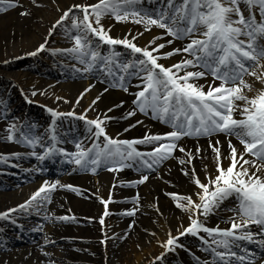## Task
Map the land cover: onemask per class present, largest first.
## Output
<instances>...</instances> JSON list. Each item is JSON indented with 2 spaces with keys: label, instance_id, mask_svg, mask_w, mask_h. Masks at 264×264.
I'll list each match as a JSON object with an SVG mask.
<instances>
[{
  "label": "snow or ice",
  "instance_id": "snow-or-ice-1",
  "mask_svg": "<svg viewBox=\"0 0 264 264\" xmlns=\"http://www.w3.org/2000/svg\"><path fill=\"white\" fill-rule=\"evenodd\" d=\"M159 2L161 6L156 9L144 8L142 6L144 0H98L91 5L74 4L65 10L56 24L49 29V36L57 25L63 26V22L68 20L71 14V27L76 30L73 37L74 46L57 51L72 55L80 64L85 65V72L98 68L113 79V86H118L125 92L128 91L125 86L126 77L134 76L140 79L141 90L134 93L135 108L129 111L127 116H134L138 110L169 125L172 130L164 135L146 134L141 140H118L106 133L105 119H109L107 116L104 119L100 117L87 119L86 115H77L74 111L61 113L49 108L47 111L53 118L48 129L51 133V143L41 145L44 148L42 154L35 151L29 154L35 156L38 161L60 156L63 158L62 163L74 164L76 169L90 170L93 174L101 165L107 166L108 171L115 172L124 167H133L134 164L137 171L144 168L155 170L154 166L171 158L177 149L185 152L187 157V160L180 161L181 164L192 162L195 153L186 152L185 148L179 145L183 137L211 138L221 133L228 137L235 136L243 145L244 152L238 154L237 148L229 140L230 164L227 168L221 165L222 153L218 147L220 141L216 140L215 143H209L215 154L216 174L209 175L208 182L203 183L195 169L190 170L192 182L199 189L194 191L198 202L191 196L169 194L177 201L176 207L189 214L190 223L187 227L182 226L183 230H178L176 236L168 234L167 240L160 243L164 251L150 264H156L157 261L164 264L168 252L183 247L179 240L185 235L200 238L207 246L205 250H211L214 259L211 262L205 261L204 264H256L258 259L264 261V255L258 256L256 250L247 247L249 244L255 245L260 253H264V64L261 63V60H264V43L261 42L264 41V0H159ZM5 3L7 8L23 7L19 0H0V5ZM32 3L40 6L36 0H32ZM147 3L155 4L157 0H147ZM241 4L246 6L247 16L241 10ZM257 8L259 20L254 11ZM74 10L83 13L82 18L77 16ZM27 14H29L27 10L21 12V15ZM105 16H112L117 22L131 20L132 23L143 25L145 31H150L152 27L164 29L167 36L175 40L186 39L189 42L183 48L177 47L172 51L160 53V49L166 45L155 44L156 40L162 37H154L142 48L134 41L143 33H137L131 40L127 36L113 38L109 35L110 29H106L101 23ZM234 16L236 18H233ZM172 42L167 41L168 44ZM46 43L47 40L27 55L37 56L45 50ZM102 45L110 46L108 55L101 54L99 49ZM116 45L130 49V54L134 58L119 60L121 53L112 48ZM180 53H186L192 58L182 59L170 67L158 63L160 59H167ZM189 68L201 70L189 71ZM117 71L121 74L117 75ZM208 75L213 77V84L204 91L203 86L195 81ZM245 76L255 77L262 85L255 90L254 96L247 95V92L253 91V84L245 80ZM217 80L220 83L215 85ZM89 90L90 88L85 89ZM35 95L37 92H32V96ZM82 97L83 93L76 103H79ZM99 99L97 96L92 104ZM32 102L28 100V103ZM237 114L243 118H235ZM59 117H74L84 121L90 134L85 139L92 138L91 147H85L82 140L75 141V152H67L57 147L60 142L56 134ZM8 131L6 139L9 141L15 140L33 149L40 143L39 137L29 135L27 132H20L19 138H16L14 133L20 130L15 124H12ZM100 137H103L104 141L102 146L98 143ZM141 143L153 145L152 151H138L134 145ZM199 152L200 149L197 148L196 153ZM244 154L254 159H244ZM0 161L7 162V157L0 156ZM184 174L189 175V171H185ZM147 180L148 176L142 173L138 181L130 183L143 184ZM58 187L79 194V189L72 185H62L59 180L51 183L45 181L25 203L0 212V220L16 225L13 213L20 210L27 212L33 207L38 211L44 202H51V193ZM230 197H234L237 202L234 215L225 221L230 227L206 226L207 218L215 214L220 205ZM138 199L139 197L137 201ZM110 200L111 197L109 201L101 199L105 206L103 216L109 215L107 207ZM135 211L134 208L124 214L132 216L135 215ZM103 216L99 221L101 225H104ZM201 216L205 219L201 220ZM55 219L66 221L75 218L61 216ZM250 225H255L257 230H251ZM201 232L206 233L208 239L200 237ZM101 243L105 241L102 240Z\"/></svg>",
  "mask_w": 264,
  "mask_h": 264
},
{
  "label": "bare ground",
  "instance_id": "bare-ground-1",
  "mask_svg": "<svg viewBox=\"0 0 264 264\" xmlns=\"http://www.w3.org/2000/svg\"><path fill=\"white\" fill-rule=\"evenodd\" d=\"M97 2L98 0H38L37 4L40 5L39 7L34 4H28V7L24 8L29 14L24 15L21 20L16 18L14 12L15 8L9 11L7 16L5 15L3 19H0V65L3 61L7 60V57L13 58L35 51L40 44L45 43V40H47V42L53 41L56 43L55 50L68 49L65 44L69 39V31L75 29L69 27L66 32L56 33L57 25L51 36H49V29L56 24V21L60 19L63 12L72 5H91ZM80 15L83 16V13ZM101 23L106 29H110L109 35L113 38H124L127 36L131 40L132 36H136L137 33H143V35L138 36L134 41L137 46L142 48L147 46L149 41L154 37H162L155 42L157 45L160 43H165L166 45L165 48L160 49V53L172 51L173 48L177 47L183 48L187 44L174 42L170 36H166V34L156 29L145 31L144 26L141 24H135L131 21L118 23L112 16L103 17ZM168 40H172L173 42L168 44ZM116 47L120 48L121 51L125 49L122 45H116ZM152 47H155V45H152ZM106 49L108 48L104 45L100 47L99 50L102 55H105L103 51ZM53 52H51L53 60L71 63L75 69L85 68V65L80 64L77 59L66 52L56 51L55 54H53ZM183 54H185L184 57L182 56ZM185 58L191 59L192 57L188 56L186 53H180L171 56V62L169 61V63H166L165 59H160L158 63L170 67ZM127 60H131V58ZM96 69L97 68H94L92 71H88V73L94 76V82L91 87L78 82L80 71L66 74L69 81H75L64 86H58L57 84L53 85V83H49L40 78H37L36 83L32 84L33 77L30 75L27 76L26 81H22L18 78L14 83L18 85L22 93L25 86H36V98L46 109L50 108L61 113L74 111L77 115H85L92 110L94 111L93 119L97 117L101 119H104L105 116L109 117V119H105V130L108 136L113 139L141 140L146 134L164 135L172 130L169 125L162 123L158 119H153L150 115H144L138 110H136L134 116H127V113L135 108V105H133V100L135 99L134 93L138 92L136 85L142 83L140 79L135 77L130 85L131 87L125 92L118 86L110 88L107 84L102 82L101 80H105L107 76L104 75L105 73ZM188 70L197 71L201 69L189 68ZM180 74L183 75V72ZM254 78L247 79L249 83L253 84V91L247 92L249 97L254 96L255 90L262 87ZM195 82L202 85L203 90L207 91L209 85L213 84V79L206 76ZM219 83L220 81H215V85ZM89 88V91H85V89ZM105 89L107 90L105 91ZM82 93L83 96H85L84 101L79 99V103H76ZM97 96H99L100 99L93 105L92 101L95 100ZM57 97H60V99H57ZM61 98H63V100H61ZM117 105L120 106L117 107ZM109 109L112 110L109 111ZM66 118H71V120L75 119L74 117H59L57 118V124L58 122H67ZM235 118L242 119L243 117L237 114ZM86 136H90V134H86ZM86 136L80 137L81 139L79 138V140L83 141L85 147H91L92 138L85 139ZM101 138L103 140V137ZM227 138L228 137L222 133L213 135L209 139L204 136H186L185 139L182 138L179 141V145L184 147L186 152L190 151L195 153L191 163L181 164L180 161L187 160V157L185 152H180L177 149L173 153V156L169 158L168 164L162 169L158 177L148 179L143 184H132L130 182H135L140 179L139 176L132 175L124 179L115 180L112 185L102 186L96 192L91 187H81L83 182L89 180V177L79 174L80 170L76 169V166L72 164L69 174L63 177L64 179L60 184L74 186L79 189V194L70 189L58 187L57 190L53 192L58 194L60 200L57 205L52 208V215L53 217H74L82 226L75 227L69 225L68 234L60 235L59 233H49L44 238L43 242L51 243L60 238L70 239L71 245L75 248L73 257L59 258L58 256L51 255L46 261L40 254V251L37 253L33 249L35 245H25L13 249L11 253L7 255L0 254V264H42L44 261L47 264H57L69 260L79 261L83 264H107V256L113 255L112 247L117 240L123 236L126 228V225L120 221L121 212L136 196L139 197V207H137V210L141 209L142 205H146L147 207H145V210H141L140 224L136 226V231L126 243L120 246L115 252L113 255L114 260L111 264H150L156 256L164 251L160 243L167 240L168 234L171 233L173 236H176L178 230L182 231L183 227H187L190 223L189 214L177 208V201L169 194L175 193L180 196H191L193 200H197L198 202V197L194 195V191H199V189H197L192 182L190 170L194 168L196 174L203 183L208 182L207 177L209 175L214 176L216 174L215 154L209 147V143H215L216 140L220 141L218 147L222 153L221 165L227 168L230 164V149L228 143L230 139ZM103 142L104 141H102L101 146ZM231 143L237 148L238 154L244 152L243 146L233 141H231ZM46 144H48L46 139L41 140L40 138V143L35 149L31 147L32 150L30 152L35 151L42 154L44 148L41 145ZM57 147H59V143ZM134 147L141 152H150L152 151L153 145L141 143L134 145ZM197 148L200 149L199 153H196ZM14 150L19 151L20 149L15 148ZM64 150L67 152H75V144L68 145ZM244 159L251 160L254 158L248 154H244ZM41 163L42 161H38L35 158L33 162L24 163L23 165L25 169L29 171L38 167ZM245 167L248 166L245 165ZM185 171H189V175H185ZM43 184L44 182H39L37 186L23 190L16 195L0 196V212H5L11 208H17L18 205L25 203V201H27ZM139 187H141V193L136 195L134 190ZM85 189L92 193H96L95 200L92 198L91 201L86 202V200L82 198L86 193ZM109 197H111L107 207L109 215L103 216L105 206L101 203V199L109 201ZM232 200L233 199L230 201L225 200L220 205L218 211L207 218L205 221L206 226L215 227L219 225L220 228L230 227L225 221L234 215V210L237 207L236 203L231 202ZM40 209H44V205ZM229 209H233V211H229ZM77 210H81L82 212L78 213ZM29 212L39 213L37 209L33 207L27 212L20 210L12 215L27 214ZM139 212L140 210H138V214ZM102 216L104 225H101L99 222ZM85 218L88 220L83 221ZM200 219L204 220L205 218L201 216ZM249 228L253 231L257 230L255 225H250ZM183 237H185V239H183ZM189 237H191V235L180 237L179 243L182 244L183 247L168 252L164 264H197L195 260L199 258H205V261L209 262L214 259L210 249L207 250L208 253L205 252L207 246L202 243L200 238L196 237L197 241L194 243L190 241ZM200 237L208 239L207 234L203 232L200 233ZM102 240H104L105 243L102 244ZM156 264H159V262L157 261Z\"/></svg>",
  "mask_w": 264,
  "mask_h": 264
},
{
  "label": "rangeland",
  "instance_id": "rangeland-1",
  "mask_svg": "<svg viewBox=\"0 0 264 264\" xmlns=\"http://www.w3.org/2000/svg\"><path fill=\"white\" fill-rule=\"evenodd\" d=\"M50 1V0H47ZM38 0H36V3ZM19 3L23 5V7H15L14 8H7V3L4 5H0V8H7V10H0V19H3L4 16H7L9 11L14 9L16 18L21 20L24 15H21V12L25 11L24 8L28 7V4H33L32 0H19ZM144 8L147 9H156L159 8L160 2L157 0L155 4H148L147 0H144L142 5ZM24 9V10H23ZM241 10L244 11L245 16L248 15L246 6L241 4ZM76 15L81 17V13L77 10ZM256 12L257 20L260 19L259 17V10L254 9ZM233 18H236L235 16ZM116 21V20H115ZM131 21V20H129ZM117 22V21H116ZM71 14L70 18L63 22V26L58 25L56 27L57 31L59 32H66V30L71 27ZM118 23H124L123 21ZM158 30L165 34L164 29H160L157 27H152L151 30ZM68 34V42H66V47L72 48L74 46V39L73 37L76 35V30L69 31ZM167 36V35H166ZM171 37V36H170ZM174 42L178 43H188L189 41L186 39L183 40H175L171 37ZM241 39H246V37H241ZM264 43V41H261ZM55 44L53 41H49L46 43L45 50L38 53L37 56H28L27 54L9 58L7 57L6 61H3L0 65V156L7 157V162L0 161V196H8V195H16L21 193L23 190L31 189L39 184V182H55L59 180L60 182L64 179L66 175L69 174V171L72 167V164H68L66 162L62 163L61 160L63 159L60 156H56L53 158L45 159L42 163L32 169L27 171L25 169L24 163H31L35 159L33 155H30V151L32 150L30 146H27L23 143H17L15 140L9 141L6 137L9 135V127L12 124H15L17 131L14 133L16 138H19L20 132H27L29 135H35L39 138L46 139L48 144L51 143V133L48 132L49 126L51 125V117L45 114L44 105L37 100L36 95L32 96V92L35 91L36 86H25L23 89V93L18 87L16 83H14L18 78L22 81H26L27 76L33 77V83H36L37 78L44 79L49 83H53V85L57 84L58 86H64L70 84L67 79L68 73H72L76 71L71 63H64L58 62L53 60L51 57V52L57 51L55 50ZM108 49L103 51V54L108 55L110 51V46L104 45ZM115 51L121 53L119 60H127L134 58L133 55L130 54V49H124L121 51L120 48L116 46H112ZM138 55V54H136ZM183 57L185 54L182 55ZM73 59V58H72ZM166 63L171 62V57L165 59ZM264 60H261L263 64ZM62 66V67H61ZM96 70H99L98 68ZM259 71V69H257ZM64 73V74H63ZM117 71V75H119ZM66 77H65V76ZM107 76L106 74H104ZM80 77L78 78V82L91 87L92 83L94 82V76L88 72H85L84 69H80ZM213 79L212 76L208 75ZM252 76H245L244 79H252ZM135 79L134 76L126 77L125 86L129 89L131 86L132 81ZM255 79V78H254ZM253 79V80H254ZM105 84H107L110 88L113 87V79L108 77L105 80H101ZM142 83L136 85L138 91L141 90L139 86ZM121 89V88H120ZM123 90V89H122ZM83 96L81 98L84 101ZM28 100L33 101L32 103H28ZM63 100V98H61ZM94 111H89L85 115L87 119H93ZM151 116V115H150ZM67 122H58L56 128V134L58 137L59 148H67L70 144H75V141L79 140V138L86 136L89 134L87 132V128L84 121L81 120H71V118H66ZM73 124V125H70ZM34 125L35 127H29ZM69 125V126H68ZM67 126V128H66ZM50 133V135H49ZM228 137V136H227ZM80 138V139H81ZM185 139V137H183ZM209 139V137H206ZM231 141L240 144L243 146L239 140L235 136L228 137ZM227 138V139H228ZM102 138H99L98 143H102ZM70 143V144H69ZM18 148L19 151H15L14 149ZM140 151V150H138ZM141 152V151H140ZM18 154V155H15ZM168 160L163 161L160 165L154 166L155 170L144 168L142 171L136 170V165L134 164L133 167H124L122 170L115 172V171H108L107 166L101 165L95 174H93L90 170L89 171H79V174L88 176L89 180L82 183L81 187H91L95 192L102 186L113 184L115 180L124 179L128 176H139L141 178V174L148 176V179L156 178L162 171V169L168 164ZM131 163V162H130ZM66 180V179H65ZM136 188L134 190L135 194H140V189ZM86 190L85 195L82 197L87 201H91L93 198L95 200V194L91 191ZM136 196L130 204L124 207L123 211L121 212V222L126 225L124 230V234L121 238L117 240V242L113 245V255L119 249L120 246L124 245L126 241L134 234L136 231V226L140 224V214L141 210L147 207L146 205L143 206L138 214L137 207H139V201H137ZM231 202L236 203L234 197H230L227 199ZM60 197L57 193H51V202H44V209H39L38 212H29L27 214H19L13 215L16 218V225L9 223L8 221L0 220V254H8L11 253L13 249L20 248L25 245H35L33 248L37 253L40 251V254L44 257L47 261V258L51 255L58 256L59 258H71L75 253V248L71 245L70 239L60 238L54 240L51 243H44V238L49 233L60 235L68 234L69 225H73L75 227L82 226L76 219H69L66 221L55 219L52 215L53 207L57 205ZM136 209L135 215L129 216L124 213ZM78 213L82 212L81 210H77ZM49 218H45V217ZM74 218V217H70ZM88 220L85 218L83 221ZM22 226V227H20ZM35 229V230H33ZM190 241L194 243L197 241L196 236L189 237ZM185 239V237H183ZM245 242H242V244ZM250 250H256L257 255H264V253H260L259 249L256 248L255 245H247ZM206 249V248H205ZM208 253L207 250H205ZM47 253V255L45 254ZM107 256L106 261L107 264L113 263L114 256ZM197 264H204L205 258H199L195 260ZM42 264H47L45 261ZM57 264H83L79 261L69 260L66 262H61ZM256 264H264V261L257 260Z\"/></svg>",
  "mask_w": 264,
  "mask_h": 264
}]
</instances>
